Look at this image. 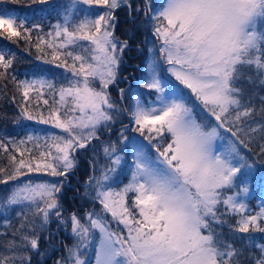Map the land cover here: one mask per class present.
Returning a JSON list of instances; mask_svg holds the SVG:
<instances>
[{
	"label": "snow or ice",
	"instance_id": "snow-or-ice-1",
	"mask_svg": "<svg viewBox=\"0 0 264 264\" xmlns=\"http://www.w3.org/2000/svg\"><path fill=\"white\" fill-rule=\"evenodd\" d=\"M31 2L48 4V0ZM78 4L88 6L90 12L95 7L105 11L77 22ZM58 7L63 10L62 22L46 34L50 40L38 36L36 43L38 52L44 53L41 44L52 49L51 60L43 55L38 59L60 61L55 66L64 68L72 79L58 89L47 79L17 80L9 71L14 72V56L0 49V81L4 88L9 82L14 85L12 103L20 109L17 122L23 118L51 124L64 135H52L43 145L32 135L10 141V163L0 166V184L34 171L67 179L76 167L77 152L98 141L118 117L126 115L128 125L117 143L103 146L108 166L88 181L100 213L87 212L83 217L72 213L65 218L62 182H21L11 189L3 203L21 206L20 221L5 225L0 233V264H32L33 255H41V241L52 242L48 225L53 218L70 227L77 238L68 255L55 264H86L80 249L89 247L97 232L95 264H244L241 257L247 249L241 245L253 240L251 233H264V206L253 213L246 202L254 166L239 151L241 146L249 147L257 133L264 140V98L255 107L242 86L254 79L264 85V0H166L158 12L152 11L151 0H144V15L152 11L146 22L160 42L158 51L167 71L198 103H190L183 89L167 85L153 62L142 87L156 95L155 101L143 103L137 97L126 107L118 106L108 91L118 82L129 47L127 40L115 36V12L127 7L133 15L142 8H134L130 0H70ZM27 25V19L13 10L0 9V30L9 41L30 40L34 30L42 31L40 25ZM45 88L59 101L49 105L44 99L48 116L34 115L39 104L32 108L29 93L35 91L38 100ZM119 92L125 100L124 89ZM221 130L234 138L223 149L217 144L225 139ZM129 131L148 144L126 135ZM32 141H36L35 154L22 148ZM120 142L124 148L118 147ZM128 145L132 146L131 179L115 190L110 182H115L126 162L121 153ZM0 150L9 153L3 142ZM260 155L264 157V145ZM225 228L230 235H225ZM256 247L260 255L254 264H264V245Z\"/></svg>",
	"mask_w": 264,
	"mask_h": 264
},
{
	"label": "trees",
	"instance_id": "trees-1",
	"mask_svg": "<svg viewBox=\"0 0 264 264\" xmlns=\"http://www.w3.org/2000/svg\"><path fill=\"white\" fill-rule=\"evenodd\" d=\"M56 0H48L47 5L33 4L31 0H0V9L13 10L16 16L21 18H26L28 21V27L32 28L34 25H40L42 31L34 30L32 32L31 39H19L14 41H9L3 30H0V49H4L6 52L10 51L12 56H14V72L9 70L12 75L16 76L17 80H30L32 77L40 76L42 79H47L49 82L53 83L58 89L62 85H67L68 80L71 79V74L66 72L64 68H57L55 63H44V59L51 60L52 49L46 48L45 45L41 44V48L44 49V53L38 52L36 48L38 36H44L46 40H50L46 34L53 30L52 26L61 22L57 12H46V8ZM144 0H132L131 4L135 8L138 2L139 5L144 10L142 6ZM44 9V11H41ZM139 14L129 15V10L127 7H121L118 9L119 24L115 27V36L120 40H127L129 47L125 50L122 58V69L119 68V81L117 84L112 85L111 91L117 90V100L119 101L118 106H127L129 102L131 103L132 97V87L137 83V75L140 74L141 66L140 57L137 55L139 48L142 46L143 42L147 41L149 31L145 34V29L141 28V25L147 21V16L143 15V12ZM139 19L141 23L135 26L134 23ZM147 23V22H146ZM148 25V23H147ZM59 43L60 40L55 41ZM129 54V55H128ZM44 56V59H38L40 56ZM137 55V56H135ZM65 57L61 56V60ZM69 63L71 60L69 59ZM51 68H56L59 70H53ZM57 72L55 75L54 73ZM66 74V75H64ZM243 88L245 90L246 97H250L252 103L255 107L259 108L264 98V85H261L258 80L254 79L252 83H243ZM124 89L125 100L120 99L119 89ZM42 95L36 99L37 93L30 92V102L32 103V108H35L36 103L39 104V109L34 112V115H39L40 112L47 117L49 105H53L54 101H59V96H53L51 91L47 88L41 90ZM14 93V85L9 82L7 88L3 87V81H0V142L8 145L9 153H4L0 150V166L7 167L10 163L8 160V155L12 153L13 145L10 141L19 142L25 139L32 131L28 127V123H33L35 125H44L36 123L35 120H26L23 118H17L19 116L20 109L16 104L12 103V96ZM17 101L20 100L19 95H17ZM48 99L49 105L43 104V100ZM56 107H60L57 103ZM31 110V109H30ZM61 116L64 114V109L61 108ZM259 120V116L257 117ZM47 125V124H46ZM128 125L127 116H120L116 124H112L109 131L105 133H100V139L98 141H93L87 149L83 150V154L87 155L91 153L94 149L102 148L108 142L117 143L120 138V133L122 128ZM48 126V125H47ZM37 127L35 130H37ZM130 132V131H129ZM127 132L126 135L129 133ZM138 134V133H137ZM43 139L42 137H39ZM36 141L29 142L26 146L33 150L35 154L37 149L34 148ZM121 143V142H120ZM119 143V144H120ZM44 144V143H43ZM41 144V145H43ZM118 144V146H119ZM264 145V140L260 139V134H256V139L249 145V147L241 146L240 154L245 157L247 163L254 164L259 170L258 177L252 179V186L254 188L253 196L249 200V204L256 210L255 201L260 199L264 194V181L262 180V175H264V157L260 155V148ZM54 151V149H53ZM102 152V151H101ZM100 152V153H101ZM17 159L20 158L19 153H15ZM28 158V153L25 152V159ZM98 163L91 154L86 158H78L76 161V167L68 175L69 182H67L64 177H56V182L63 183V190L60 194V201L63 207V214L65 218L70 216L72 213L83 217L87 212L98 211L101 212V206L92 199L94 195V186L89 188L88 181L93 176H99L102 173L103 168L96 167ZM101 163V161H100ZM102 164V163H101ZM105 168L106 165L104 164ZM104 168V170H105ZM26 171V170H25ZM261 173V174H260ZM38 179L45 180L50 179L49 175H45L43 172H31L28 175L20 177L17 181H12L8 185L0 184V207L2 211L0 212V233L5 231V225H17L20 221L19 213L21 208L14 206H5L3 203L4 197L11 191V189L23 180ZM128 183L127 175L123 174L118 180L114 188L120 189ZM131 197V194H129ZM25 211H27L25 209ZM29 218L31 219V214L29 213ZM48 231L53 234L52 242L49 243L47 240L41 241V255H33L32 264H55V262L61 257L68 255V249L72 248L77 242V238L71 233L70 227L64 225H58L53 218L52 222L48 225ZM225 235H230L228 229H224ZM47 233H45L46 235ZM253 237L251 242L245 240L241 245L242 250L245 251L244 256L241 259L244 264H249V261L254 264L255 259L260 255L259 247L256 245H264V233H251ZM3 239V237H0ZM240 242L238 241V245ZM95 261V249L92 250L88 264H94Z\"/></svg>",
	"mask_w": 264,
	"mask_h": 264
},
{
	"label": "rangeland",
	"instance_id": "rangeland-1",
	"mask_svg": "<svg viewBox=\"0 0 264 264\" xmlns=\"http://www.w3.org/2000/svg\"><path fill=\"white\" fill-rule=\"evenodd\" d=\"M131 1L132 0H130V2ZM67 3H70V0H56V1L52 2L49 5L48 8H46V12H52V11L53 12H57L56 15L58 16V18L62 22V11L63 10L60 9L58 6L62 5V4H67ZM165 3H166V0H151L152 11L158 12ZM142 4H143L142 6H144V1H143ZM137 5H141V2H138L136 4V6ZM77 9H78V12L76 13L77 22H78V20L80 18H83L84 16H88V18H95V15L102 14L105 11V9H102V8H99V7H95L93 9H91V12H90L89 9H88V6L83 5V4H78L77 5ZM144 10L146 11V9H144ZM152 11L148 12V16H147L148 18L152 15ZM142 12H143V15H144V11H142ZM117 14H118V9L115 12V16H116V22L115 23H116V26L119 24V18H120L119 15H117ZM148 18H147V20H148ZM140 23H141V21L139 19H137L136 22L134 23V25L138 26ZM141 28L145 29V34L148 33L150 28H151V30L149 31V35H148L147 41L143 42L142 46L139 48V50L137 52V55L140 57V63L142 64V66H141L140 74L137 75L138 77L136 78L137 83L131 89V91H132V93H131L132 94L131 103L137 97H139L143 103H151V102L155 101L156 95L154 93L148 92L147 89L142 87V83H143V81L146 78L148 65L150 63H153V62H155V63H157L159 65V68H158L159 75H160L162 80L167 85H169L171 87H179L180 89H183V86L179 85V83L175 80V78L171 75V73H169L167 71L168 65L164 62V59L160 56V53L158 51L159 48H160V42L152 35V25L150 23H148V25H147V23L145 22L144 24L141 25ZM78 43H80L82 45H87V42H84V41H80ZM75 51L79 52V51H81V49L80 48H76ZM137 55H135V56H137ZM119 68L122 69V63L120 64ZM51 69L59 70V69H56V68H51ZM57 72H60V71H56L54 73V75ZM64 75H66V74H64ZM119 77L120 76H119V73H118V79H119ZM35 78H40V76L32 77L30 80L35 79ZM71 79H72V77H71ZM97 86H98V84H97ZM111 87L112 86H110L108 91H109V93L111 95V98L114 101H116L117 105H118L119 101L116 99L117 98V90L116 91H111ZM183 92L186 94V96H187V98H188L190 103H198V102L195 101V98L191 96V93L189 92V90L183 89ZM124 95H125V92H124ZM197 111L199 112V109H197ZM201 115H203V113H201ZM119 118L120 117H118L116 119V122H117V120ZM116 122H115V124H116ZM47 125L44 124L42 126V125H35V124L31 123V122L28 123V127L32 131L29 135H32L33 137H42L43 139H39V143L40 144L45 143V140L50 138L52 135H64L60 131V129L52 127L51 124H47ZM37 127H39V128L37 130H35ZM102 132L105 133L106 131H102ZM127 135L129 137H134L137 141H143V143L145 145L148 144L147 140H144L143 137H140L139 134H137V133L129 132ZM221 135L225 139L222 140V141H218L217 144H218V147L223 149V147H225L228 144V141L229 140H233L234 138L231 137L230 133L223 132V130H221ZM118 147L124 148L125 147L124 142H121ZM149 147L151 148L150 145H149ZM82 151L83 150H80L79 152L76 153V161H77L78 158H86L89 154H91L93 157H95V160L98 161V163L96 164V167L100 168V170L103 168L102 172L104 171V168H105L104 164L106 166H108V160H107V158L104 155L103 147L100 148V149L96 148L91 153H88L87 155H84ZM239 151L241 152V147H240ZM152 152H153V154H155V150L154 149H152ZM121 155H123L125 157V161L126 162L122 163L121 168H120V170L117 173V179L115 180V182H110L111 186L115 190H118V189L114 188V186L116 185V183L122 177L123 174L127 175L128 183H129V181L131 179L132 146L128 145L127 148H125V151H123L121 153ZM100 161H101L102 164L100 163ZM248 164H250V163L248 162ZM252 165L254 166L253 167V177H255V176L258 177L259 170L257 169V167L254 164H252ZM262 177H263L262 180L264 181V175H262ZM28 179L29 180H23L21 182H23L25 184H27L29 182H32V183H37V182H52V183H56V177H53V176H50V179H45V180L30 179V178H28ZM65 180L67 182H69L68 181L69 180L68 177ZM20 183H18V184H20ZM253 191H254V188L252 186V181H251L249 183V194L246 197V202L248 204V207L254 213V212L258 211L260 209V207L264 206V194L260 197V199H258V200H256L254 202L255 203L254 205L256 207V210L254 211V208L248 203L249 200L254 195ZM14 207L21 208V206H14ZM1 211H2V207H0V212ZM93 212L99 213L98 211H93ZM108 219L110 220L111 218L108 217ZM110 226L113 229H115L117 227L115 223H112ZM120 227L122 228L123 226H120ZM95 237H96V239H94L93 243L90 244L89 247L80 249V251L82 253L81 258L85 260L86 264H88V260L90 258L91 253H92V250L95 249V244L98 241V237H99V233L98 232L95 233ZM94 264H95V261H94Z\"/></svg>",
	"mask_w": 264,
	"mask_h": 264
}]
</instances>
